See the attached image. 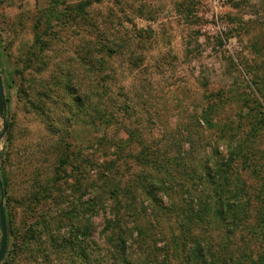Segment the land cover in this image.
<instances>
[{
	"label": "rangeland",
	"instance_id": "obj_1",
	"mask_svg": "<svg viewBox=\"0 0 264 264\" xmlns=\"http://www.w3.org/2000/svg\"><path fill=\"white\" fill-rule=\"evenodd\" d=\"M50 8V0L0 3V72L6 101L0 112V173L10 228L8 253L1 264H94L99 260L122 264L120 252L107 241L110 231L104 232L108 224L103 218L128 205L136 207L135 212L123 210L119 218L135 234V224L143 232L130 247L131 260L146 258L151 247L156 249L157 262L165 259L166 247L161 246L182 235L179 225L193 218L189 211L181 215L182 205L195 196L208 197L211 183L204 177L201 193L189 169L173 170L172 180L165 179L167 195L155 191L167 210L157 209L144 188L126 189L146 172L131 158L142 150L141 142L154 143L163 152L168 149L169 156L184 157L185 165L187 158L195 163L205 160L213 148L223 164L234 166L235 179L241 175L244 183L245 198H233L248 207L238 220L255 222L258 208L264 205V127L251 135L254 122L245 112L248 105L256 108L257 96L264 104V95L260 96L264 93V0H95L88 8L90 20L80 25V32L61 25L57 39H49L45 28ZM91 20L107 26L110 45L115 44L117 51L109 63L107 72L112 77L106 90L118 103L106 102L111 110L127 106L128 111L117 113L108 129L76 122L52 133L19 92L25 77L36 75L34 67H27L30 53L24 54L42 35L52 44L39 54L43 59L77 58L81 45L92 36ZM51 70L38 76L48 77ZM131 130L135 131L132 137ZM128 139L132 145L118 157L114 145ZM190 143L194 146L188 149ZM241 149L248 151L246 157L231 162L229 153ZM60 158L65 161L62 166ZM112 161L116 168L107 169L106 162ZM100 170L111 171L110 190L123 188L117 209L108 188L100 195L99 201L110 208L103 218L94 215L90 205ZM39 189L47 195L36 206L31 198ZM29 203L40 216L36 235H30L26 225L28 220L34 222L25 214ZM72 204L79 207L72 220L60 215ZM78 226L84 230L78 231ZM188 227L191 232L201 231L197 225ZM211 232L216 236V231ZM229 236L238 246L236 252L252 251L257 256L264 251V232L255 242H247L248 234L240 226ZM69 237L72 243L66 244L64 238ZM80 243L85 249L78 258ZM169 250L171 260L166 257L164 264L185 263L186 254Z\"/></svg>",
	"mask_w": 264,
	"mask_h": 264
},
{
	"label": "trees",
	"instance_id": "obj_2",
	"mask_svg": "<svg viewBox=\"0 0 264 264\" xmlns=\"http://www.w3.org/2000/svg\"><path fill=\"white\" fill-rule=\"evenodd\" d=\"M5 1L6 0H0V3L3 4ZM94 1L95 0H50L51 8L48 11L49 15L44 17L47 20L45 28H48L50 32V34H48L49 39L54 37V39H57L59 35L58 29L61 25H67L66 28H72L80 32V25L87 24L88 20H90L88 8L93 5ZM78 20L81 22H75ZM40 23H43L42 20H40ZM40 23H37L38 26L36 31L39 29ZM89 24H91L92 36L87 38L81 47L79 46L81 54H79L77 58L62 57L59 59L56 58L54 61L43 59L39 54L42 53L43 55L47 49L52 47V44L48 40L46 42V40L42 38V35H37L35 37L34 43L24 54L27 55L30 53L26 60L30 66L27 67H34L37 76L25 77L19 92L26 98L28 107L41 115L48 127L52 129V133H59L56 129H58V127L62 128L64 124L68 127V125L76 122L91 123L96 126V128L108 129L112 125L114 119L117 118V113H123L122 110H124V108L128 111L127 106L123 108L114 107V109L111 110L106 102L108 99L110 102L118 103L112 97L113 93L106 90V83L108 79L112 77L109 72H107L110 69L109 63L117 51L115 50V44L110 45L111 41L108 28L104 23H95L91 20ZM137 36L139 35L137 34ZM132 63H135V61ZM51 67L52 70L48 77L38 76ZM21 71L25 70L22 69ZM261 95L263 96L264 93L261 92L260 96ZM258 99L260 100V97L257 96L255 100L256 108H254L256 112H254L249 105L246 106L247 110L245 112L246 116L253 119L254 124L251 126L250 133L253 136L264 127V104ZM116 109H118L117 112ZM205 118L206 116L202 117L204 120ZM208 125L211 127L212 124ZM123 129L127 130L126 127ZM129 134L130 137H132L135 135V131L131 130ZM129 139L125 141L120 140L118 144L114 145L118 157H120V153H124L126 148L132 145ZM141 143L142 150L137 154H131V152L130 154L134 162L140 166L142 170L145 169L146 172H142L137 179L129 183L126 189L130 188L133 192L136 190L137 186L142 189L144 188L147 195L157 206V209L167 210L166 206L163 205V200L160 196H157L155 191L159 190L163 193V196L167 195L165 192L167 184L165 179L169 181L172 180L173 176L171 172L173 170L189 169L190 175L192 177L194 176L200 183L197 190L201 193L204 177L211 183V189L206 192H210L208 197L205 198L207 194L205 196L201 195L198 198L195 196V198H191L187 204L182 205L183 209L181 215H183L185 211H189L191 214L190 216L193 218L192 220L186 218L182 226L179 225L182 227V235L173 236L172 242L169 244L166 243L165 246H161L166 247L164 250L166 252L164 254L165 259L168 257L171 260L169 249H172L177 250L179 253L186 254L184 258L186 261L184 264H264V251L257 256L254 255L252 251H249L247 254L246 252H236L238 246L232 244L229 236L234 229L240 226V228H243L248 234L247 242H255L257 236L264 232V205L261 206V209L260 207L258 208L255 222L238 220L241 219L242 214L245 215L244 211H246L248 207L243 206L242 200H233V198L236 197H238L237 199L245 198V195L241 194V192L246 191L243 188L244 183L241 181V175L235 179V173L232 171L234 166L227 163L223 164L221 161L222 157L219 158V155L213 152V148L208 152L209 154L206 153L208 156H206L205 160L201 159L198 163H195L193 162L195 161L194 158H187L186 161H189V163L185 165L184 157L178 158L169 156L168 149L167 152L157 150L158 148L153 145L154 143ZM193 146L194 144L190 143L188 149L193 148ZM241 150L231 153L228 151L231 162L234 161V158L246 157L248 151L242 150V152H240ZM64 163L65 161L60 158L59 166H62ZM106 164L107 169L116 168L117 166L115 161L106 162ZM224 166H226V168H224ZM102 167L103 166H101V168ZM152 172L158 174L159 177L153 176ZM56 174L61 175L59 171L56 172ZM235 180H237V182H235ZM111 181V171L100 170V174L94 185L93 204H90L94 215L97 217L99 215H101L102 218L105 217L103 214L107 210H110V208H107L108 204L104 203V201H99V199L100 195L106 192ZM152 182H156L153 183V185H157V188L151 185ZM122 189L121 185L117 186V190L115 191L108 188V191H110L112 195L110 199L115 202V204H113L115 209H117L115 205L119 202L120 198L118 192H121ZM32 194L31 199H33L36 206H39L47 195L45 192H42V189ZM230 200H232V202L229 203ZM35 205L32 206L29 203L24 209L25 214L29 213L28 218L34 221L30 223L28 220L26 222L28 231L31 230L30 232H32L30 235H36L41 227L39 224L40 216L36 212ZM77 208L79 207L72 204L70 208L62 209L60 215H65L72 220L76 214ZM135 208L133 209V206L130 205L124 206L122 210L117 209L116 213L111 211L109 217L103 218L108 224L104 232L110 231L107 241L111 243L115 252H120L122 264H164L165 259L157 262L154 258V256H157V252L153 247L149 248L146 258H142L141 260L135 258V261L131 260L130 257L132 253L129 251L130 247L134 245L135 242L133 243V241L139 240V234L143 232L141 228H139V225L136 226L135 224L136 236L133 228L123 225L120 219L122 218L120 212L124 210L128 214L132 212V210L135 212ZM5 211L9 246L10 228L7 206H5ZM186 224L190 227L192 225H197L198 229L201 231L196 232L192 229L193 232H191ZM219 228L223 231L222 234ZM127 229L129 233L131 230H133V232L128 235ZM81 230H84L82 226H78V231ZM213 230L217 232L216 236L211 232ZM185 231H189L188 234L185 235ZM83 234H86V232L84 231ZM141 239H143V236ZM64 240L66 244L72 243L70 237L64 238ZM99 245L100 244L97 242L94 244L95 247H100ZM77 246L79 250H76V255L79 258L85 248L81 243ZM81 249L82 253L80 255ZM7 253L8 248L5 255H7ZM82 257H84V255ZM76 263L77 261L74 262V264ZM94 264L105 263L99 260V262L96 261Z\"/></svg>",
	"mask_w": 264,
	"mask_h": 264
},
{
	"label": "water",
	"instance_id": "obj_3",
	"mask_svg": "<svg viewBox=\"0 0 264 264\" xmlns=\"http://www.w3.org/2000/svg\"><path fill=\"white\" fill-rule=\"evenodd\" d=\"M5 94L4 88L2 85V78L0 72V112H4L5 107ZM0 190L2 191L0 197V228H1V240H0V264L3 261L7 248H8V226H7V219H6V211H5V199L3 193V184L1 179L0 173Z\"/></svg>",
	"mask_w": 264,
	"mask_h": 264
}]
</instances>
